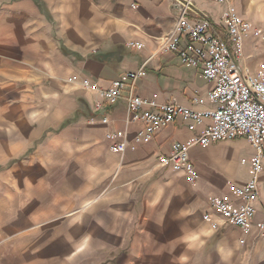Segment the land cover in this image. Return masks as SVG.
Instances as JSON below:
<instances>
[{"label": "crops", "instance_id": "obj_1", "mask_svg": "<svg viewBox=\"0 0 264 264\" xmlns=\"http://www.w3.org/2000/svg\"><path fill=\"white\" fill-rule=\"evenodd\" d=\"M195 3L219 19L221 4ZM234 5L247 19L254 5L258 26L248 20L264 31V0ZM176 22L169 0H0V264H264V166L249 234L206 202L239 203L232 188L249 180L255 154L244 137L191 146L190 182L156 159L208 118L193 129L177 118L135 142L142 124L128 119L123 99L108 104L66 81L75 75L106 88L143 68L134 92L157 107L212 108L201 68L159 51ZM245 52L257 70L264 42L249 33ZM113 131L126 134L122 152L106 138Z\"/></svg>", "mask_w": 264, "mask_h": 264}, {"label": "built area", "instance_id": "obj_2", "mask_svg": "<svg viewBox=\"0 0 264 264\" xmlns=\"http://www.w3.org/2000/svg\"><path fill=\"white\" fill-rule=\"evenodd\" d=\"M169 1L177 12L176 34L158 39L159 51L177 55L182 64L201 68L200 76L212 83L208 93L212 108L198 112L172 102L157 107L134 92L137 80L144 74L143 68L125 72L106 88L87 78L78 79L75 75L66 81L95 89L108 104L123 99L128 119L142 124V129L133 136L135 142L151 140L159 129L177 118L186 122L190 129L208 118L210 124L198 134L186 142H174L170 153L156 159L160 167L183 171L190 182L196 179L188 154L191 146L207 147L218 141L244 137L255 149V154L249 160V180L232 188L239 203L216 197H210L206 202L223 223L239 227L249 234L254 226V203L259 198V176L264 166V57L258 69L251 70L248 61L252 55L245 52V38L252 33L258 41L264 42V31L238 12L234 0H211L223 6L218 20L200 10L195 0ZM128 45L143 47L139 41H129ZM102 120L106 123L108 119ZM106 138L112 141L114 151L125 150L126 134L122 131L108 132ZM210 216V212L203 215L205 219H210ZM257 228L264 242V222L257 223Z\"/></svg>", "mask_w": 264, "mask_h": 264}, {"label": "rangeland", "instance_id": "obj_3", "mask_svg": "<svg viewBox=\"0 0 264 264\" xmlns=\"http://www.w3.org/2000/svg\"><path fill=\"white\" fill-rule=\"evenodd\" d=\"M250 10H252V11H254V12H252L250 15H249V17H248V19L252 22V23H254V24H258V21H259V19H258V14H257V12L255 13V7H254V5H252V8H250ZM258 26V25H257ZM263 28V27H262Z\"/></svg>", "mask_w": 264, "mask_h": 264}]
</instances>
